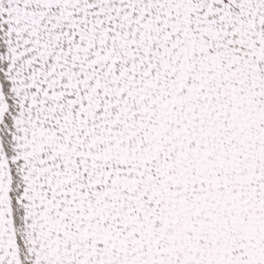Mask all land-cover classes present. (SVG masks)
I'll list each match as a JSON object with an SVG mask.
<instances>
[{
	"label": "snow or ice",
	"instance_id": "6c2138e0",
	"mask_svg": "<svg viewBox=\"0 0 264 264\" xmlns=\"http://www.w3.org/2000/svg\"><path fill=\"white\" fill-rule=\"evenodd\" d=\"M0 264H264V0H0Z\"/></svg>",
	"mask_w": 264,
	"mask_h": 264
}]
</instances>
